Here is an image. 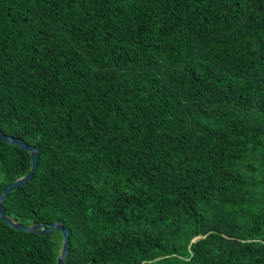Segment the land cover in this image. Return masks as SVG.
<instances>
[{"label":"trees","instance_id":"1","mask_svg":"<svg viewBox=\"0 0 264 264\" xmlns=\"http://www.w3.org/2000/svg\"><path fill=\"white\" fill-rule=\"evenodd\" d=\"M0 132L64 264H264V0H0ZM62 240L0 220V264Z\"/></svg>","mask_w":264,"mask_h":264},{"label":"water","instance_id":"2","mask_svg":"<svg viewBox=\"0 0 264 264\" xmlns=\"http://www.w3.org/2000/svg\"><path fill=\"white\" fill-rule=\"evenodd\" d=\"M0 141L7 143V144L17 146L25 151H28L31 157V167L29 171L23 177L17 180H14L13 182L9 184H6L0 192V220L4 222L5 224L13 227L14 229L28 231V232L34 231L37 234H41V235L50 234L53 230H58L59 232H61L63 240H62V247H61L60 253L57 257V264H64V256L67 252L68 237H69V230L67 228H64L60 222H53L49 224L47 223L34 224L31 226H26V225H23L9 218L5 214L4 208H3V201L6 195L9 192L17 189L19 186L31 180L33 173L36 169V165H37L38 148L34 146H30L26 144L23 140L3 134L2 132H0ZM195 239H198V237H195L193 240Z\"/></svg>","mask_w":264,"mask_h":264}]
</instances>
